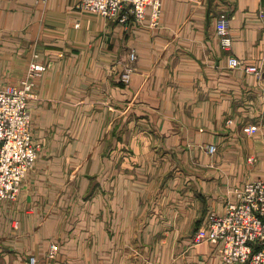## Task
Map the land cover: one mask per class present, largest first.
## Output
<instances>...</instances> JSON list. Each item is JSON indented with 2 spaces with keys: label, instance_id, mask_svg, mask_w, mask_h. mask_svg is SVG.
<instances>
[{
  "label": "crops",
  "instance_id": "1",
  "mask_svg": "<svg viewBox=\"0 0 264 264\" xmlns=\"http://www.w3.org/2000/svg\"><path fill=\"white\" fill-rule=\"evenodd\" d=\"M79 1L0 0V88L46 67L29 102L37 159L0 207V264H221L191 237L234 188L264 181V128L241 130L264 121V80L227 62L264 74V0H161L156 27Z\"/></svg>",
  "mask_w": 264,
  "mask_h": 264
},
{
  "label": "built area",
  "instance_id": "2",
  "mask_svg": "<svg viewBox=\"0 0 264 264\" xmlns=\"http://www.w3.org/2000/svg\"><path fill=\"white\" fill-rule=\"evenodd\" d=\"M75 8L104 19L126 24L132 20L142 23L149 17L150 27H156L161 14V0H80ZM264 13L261 11L260 16ZM228 19H217L216 32L221 45L228 48ZM137 58L129 54L130 64L121 73V82L129 83L135 71ZM230 69H243L247 74L264 80L259 67L247 65L234 55H229ZM45 66L32 63L26 75L16 85L0 88V207L4 201H14L25 175L37 159V145L31 131L29 101L34 98L33 80L42 75ZM230 124L231 121H228ZM264 128V121L246 125L243 134L253 136ZM214 153L215 147L210 148ZM193 240L197 244L209 241L216 246L221 264H264V181L251 180L236 191L233 200L227 201L223 213L210 212L196 230ZM57 247L51 244L48 252L54 258ZM35 264V259H30Z\"/></svg>",
  "mask_w": 264,
  "mask_h": 264
},
{
  "label": "rangeland",
  "instance_id": "3",
  "mask_svg": "<svg viewBox=\"0 0 264 264\" xmlns=\"http://www.w3.org/2000/svg\"><path fill=\"white\" fill-rule=\"evenodd\" d=\"M79 2H80V1H79ZM79 2H78V3H79ZM130 21H132V20H130ZM132 22H133V21H132ZM117 23H118V22H117ZM133 23H134V22H133ZM45 70H46V69H45ZM38 78H39V77H38ZM36 79H37V78H35V79L33 80V88H34L35 82L37 81ZM120 81H121V76H120ZM18 83H19V82H18ZM18 83H17V84H18ZM9 85H16V84H9ZM33 93H34V92H33ZM33 99H35V94H34V98H33ZM31 100H32V99H31ZM31 100H30V101H31ZM30 101H29V102H30ZM228 121H231V123L229 124ZM233 122H234V121H233L232 119L229 118V119H227L226 124L230 126V125L233 124ZM251 124H253V123H251ZM246 125H247V124H246ZM246 125H243L242 128H243L244 126H246ZM248 125H249V124H248ZM242 128H241V130H242ZM212 146H213V145H209V146L207 147V152L210 154V156L213 154V153H211V151H210V148H211ZM213 147H214V146H213ZM215 151H216V150H215ZM215 151H214V153H215ZM242 185H243V184H242ZM242 185H240L239 187H236V188L233 189L234 198H235V196H236V191H237L238 189H240V187H241ZM234 198H233V199H234ZM233 199H229V201H231V200H233ZM224 206H225V205H224ZM210 212H214V211H210ZM208 213H209V211H208ZM208 213H207V214H208ZM215 213H216V212H215ZM90 223H91V222H90ZM136 227H137V230H138L137 222H136ZM112 228H113V227H111V225H109V223L106 224V225H104V227H103V229H105L106 232H107V231H108V232L111 231ZM198 228H199V227H198ZM198 228H197V230H198ZM193 236H194V235H192L191 239L193 238ZM203 243H211V242H209V241H203ZM54 245H55L57 248H59V245H58L57 243H55ZM89 247H91V246H89ZM94 247H95V246H94ZM215 247H216V246H215ZM58 251H59V250L57 249V252H58ZM57 252H56V254H57ZM47 257L50 258L48 255H47ZM50 259H54V258H50Z\"/></svg>",
  "mask_w": 264,
  "mask_h": 264
}]
</instances>
